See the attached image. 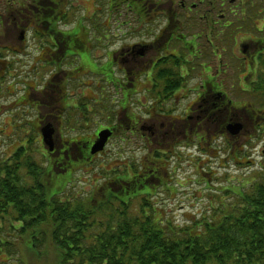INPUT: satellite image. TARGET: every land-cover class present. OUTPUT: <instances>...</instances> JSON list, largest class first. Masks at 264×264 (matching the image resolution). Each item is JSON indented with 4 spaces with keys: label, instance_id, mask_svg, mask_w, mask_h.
I'll return each instance as SVG.
<instances>
[{
    "label": "flooded vegetation",
    "instance_id": "1",
    "mask_svg": "<svg viewBox=\"0 0 264 264\" xmlns=\"http://www.w3.org/2000/svg\"><path fill=\"white\" fill-rule=\"evenodd\" d=\"M37 1L33 0V4L28 5L29 8L24 7L13 11L11 0H0V31L3 30L4 21L13 19L18 21L14 24V29H19L21 32L28 29L29 32L35 33L34 39L36 40L40 24L44 22L42 19L31 21L36 19L41 11V8L34 5ZM47 1L50 3V7L54 9L55 6L57 7V11H55L57 16H64L65 6L62 3L65 0H55L56 4L52 0ZM150 1L155 4L153 0ZM19 4L25 6L23 2H19ZM179 6L187 17L192 12L197 16L195 19L200 24H194V27L203 28L205 26L206 29H193L196 32H192L190 42L185 43L184 38L187 36L180 32L183 23L177 19L171 8L166 10L160 6L158 9L153 7L150 9L152 15L149 20L151 24L149 33L142 34L141 38L131 44L121 43L104 47L100 55L101 61L104 62L100 68L92 66L91 52L88 53L90 48L88 43L91 40L89 36L86 40L81 37V46L74 53L66 49L65 46L58 48V39L54 36L53 31L49 30L47 36L53 44V50L45 49L46 53L36 52L35 57L32 58L29 55H24L26 60H30L28 73L38 81L37 85L30 87L23 84L24 91L20 94L21 97L14 102L16 108L8 111L11 116L14 111L20 109L21 118H23L27 115L28 110L35 114L34 120L31 123L24 121L19 126L15 125L11 128V131H18L15 132V135L19 139V143L9 144L6 147L2 145L0 149L4 153L3 158L7 160L19 149L18 147H21L24 150L22 156L32 157L37 167L40 168L45 160L46 169L51 170V176L61 178V184H65L70 180L72 174L90 166L105 152L90 154L92 146L97 141V134L101 130L112 132L108 144L114 139L134 140L140 134L141 139H144L148 143L147 146L150 147L159 143L161 138L168 137L170 142L164 150L155 152L157 156L163 157L166 156L163 151L172 153L176 149L180 135L177 130L182 123V126L189 129L188 134L195 139L200 136V132H208L209 129L216 136L230 137L235 141L241 140L245 136L250 139L254 133L258 136L259 129L264 126V113L260 114V111L256 112L250 106L248 108L250 111H246V121L251 119L250 114H254L255 117L250 129L246 131L245 120L234 116L236 106L228 92L211 80L200 85V89L193 90L195 98L188 103L186 101L184 105L181 103L177 105L176 102L177 106L172 107L167 101L171 97L174 99L182 88L188 56L197 60L202 58L198 44L201 34H206V37L223 34V31L220 30L222 25L219 24L221 18L228 23L245 21L251 28L249 35L237 36L231 31V36L234 37L233 45L236 51L242 55V60L238 61V64L244 70H248L245 81L248 76L252 81L245 82L242 91L253 97L252 94L255 90L257 92V89H261L263 80L258 74V69H264L261 65V62L264 61V30L257 29L260 35L253 36L252 28L257 26V23L264 22V0H179ZM248 9H252L251 12ZM198 12H201L199 16ZM239 38H241L240 41ZM187 45H190L194 51L190 50ZM0 49L23 55L28 46H19L17 49L3 46ZM231 54L235 56L234 52ZM43 58H47V60L43 61ZM71 58L73 59L71 71H65L68 67L66 62ZM43 63L46 64L43 66ZM227 65L229 69L234 68L230 61L227 62ZM9 69V63H5L0 54V81L8 77ZM174 74L178 78V83L173 87ZM92 75L96 76L95 80L102 90H104L103 85L111 84L113 87L115 96L112 93L109 95L118 100L119 107L116 113L110 114L111 117L108 114L105 115L102 109V100H108V97L103 98V95H99L101 99L88 96L85 98L86 95L75 90L73 94L81 95L68 94V88L74 85L73 82H78L87 88ZM30 91L35 93L31 94ZM12 95L13 92L8 93V97ZM140 96L147 101L145 104L141 103ZM0 98L7 99V94L0 92ZM134 101L138 103L136 106L138 110H146L142 120L134 113V109H132L133 113L129 112ZM183 101L185 100L183 99L181 102ZM177 111L180 116L174 117V124L171 121H164L168 118L166 116L173 115V112ZM110 121H112L110 126H105ZM236 122H240L243 127L240 135L238 137L228 136L227 130L230 124ZM9 126L12 127V121H9ZM46 127H51L53 130L54 149L48 155L45 153L43 138V130ZM7 128L5 125L0 126V136L8 137L5 136L6 132L4 131ZM186 129H181L185 138L187 137ZM67 133H92V137L77 136L67 139ZM203 137L210 140L207 135ZM181 146H187V143L181 144ZM0 158L2 159V157ZM54 168L62 169V175L54 174ZM126 170L127 172L131 171L129 166L126 167ZM168 178L170 177L167 174L166 177L162 176V180L157 186L162 187L163 182ZM133 179L132 176L131 179L118 180L117 182H131ZM112 183L115 182L107 181L103 186L108 188ZM137 191L138 187L135 195L123 198H132L138 195Z\"/></svg>",
    "mask_w": 264,
    "mask_h": 264
},
{
    "label": "trees",
    "instance_id": "2",
    "mask_svg": "<svg viewBox=\"0 0 264 264\" xmlns=\"http://www.w3.org/2000/svg\"><path fill=\"white\" fill-rule=\"evenodd\" d=\"M119 2L130 12L136 10L146 21L151 19L150 9L160 6L150 0ZM45 11L53 19L57 10L49 7ZM220 30L223 34L213 37L230 46L232 29L224 25ZM84 34L80 29L65 36L56 34L55 37L62 36L58 48L65 46L76 53ZM261 63L264 67V61ZM258 74L263 81L257 97L264 93V69H258ZM172 80L174 87L178 83L175 74ZM23 154V148H19L10 158L0 161L1 233L16 232L12 240L17 241L28 232L30 244L24 247L37 252L52 248L58 255L55 264H264V168L248 189L228 204H220V210L210 219L177 225L159 220L148 199L133 205L110 196L135 195L137 187V194L150 193L162 180L155 168H146L131 182L103 186L101 196L87 201L61 183L56 194L49 195L52 173L48 177L32 157ZM54 173L62 175V169ZM16 245L0 240V248H6L11 256L20 253ZM15 257L20 262L21 258Z\"/></svg>",
    "mask_w": 264,
    "mask_h": 264
},
{
    "label": "rangeland",
    "instance_id": "3",
    "mask_svg": "<svg viewBox=\"0 0 264 264\" xmlns=\"http://www.w3.org/2000/svg\"><path fill=\"white\" fill-rule=\"evenodd\" d=\"M16 1L17 0H11V3ZM18 1L23 2L25 6L14 4L12 5L13 11L23 9L24 7L29 8L28 5L33 4V0ZM70 1L73 4V8L71 7V9H73L74 18L81 17V12L93 16V18H85L89 24L88 29L93 27L96 31L95 21L97 20L96 34L94 31L90 32L93 38H95V35H102L105 32L110 35H117V37H111L109 39V44H113L109 47L121 43L131 44L136 42L138 38H141L139 35L147 34L149 32V29H142V24L147 23L148 21L139 18L137 15L132 14L125 9L120 10V8L114 7L115 10L112 11L111 14L113 18L109 19L106 16V13H108V8L114 5V1L112 0ZM117 1L119 2V0ZM117 1L115 2L116 4L118 3ZM153 1H155V3H160V7L162 8H167L169 6L173 11L177 8V6L174 7L176 0H170L168 2H164L163 0ZM49 4L50 3H48L47 0H38L34 5L41 8V11L38 13V17L36 19H32L31 21H38L42 19L50 20L51 22V19L48 18L51 13L45 11L49 9ZM135 6L137 7L136 4ZM55 9H57L56 6ZM120 13H122L121 16H119ZM180 20H183V25H186V17H180ZM17 22V20L13 19L3 22V30L0 31V35H2V38H0V46H20V30L14 29V24ZM76 23L82 24L81 31L83 30L85 33H88L82 19H77ZM263 23L264 22L257 23V25ZM256 27L257 26H255V28ZM42 30L44 31L45 27H42ZM250 32L251 28L246 29L240 27L237 29L236 35L243 36ZM84 38L86 40L85 34ZM203 38L206 37L204 36ZM203 38L199 40V44H203V47H205L203 52H206L209 47L207 46L205 39L203 43ZM23 40L25 43L22 45L28 46L30 58H32V56L34 57L36 48L39 46V40L33 39L30 35L25 36ZM95 40L100 42V39ZM188 41V38L184 40L185 43H188ZM187 46L190 50L194 51L190 45ZM216 47L219 49L218 54L222 55L223 61H226L225 57L231 54L232 48L226 46V55L224 56V53L220 50V48L223 47V44L217 43ZM178 48L181 50L179 45ZM94 56L97 57L98 55ZM3 57L7 59V57H19V55L9 53L7 56H4L3 54ZM241 57L242 55L236 51L235 56L232 59L236 58L240 61ZM14 60L16 61V64H12L8 78L1 82L5 89L8 88L6 90L7 99L0 98V126L5 125L8 127L4 130L5 132H10L11 128L15 125L19 126L24 121L31 123L35 116L33 112H29L27 110V115L21 118L20 109L14 111L13 114L9 116L8 111L16 108L14 102L24 91L23 84L34 87L38 83V81L34 80L31 74L28 73L30 60H26L24 57L14 58ZM210 61H200L201 64L205 65V68L203 70L197 69V71H194L193 73H191L192 65H188L187 67L191 70L187 76H185L182 88L177 92L174 99L171 97V99L167 102L170 103L172 107L177 106L179 103L184 105L186 101L187 103L190 102L195 98L193 90L200 89V78H209L211 81H215L216 84H219L225 91L228 92L231 100L236 106L234 116L238 117L240 120H245L246 131H248L255 115L250 114L249 116L251 119L249 118V121L247 122L246 111H250L248 108L251 106L254 111H260V114H263L264 99L261 97L264 96L255 100L250 95L248 96L247 94L240 92L239 84L243 85V82L245 81L244 78L247 76V73H245L242 66L239 68V65L234 63L236 65H234L235 69H227L228 65L217 64L221 62V60L218 61L215 59L213 60V63ZM65 71H71V68L67 67ZM245 82H252L249 76ZM72 84H74V86H70L68 88V94L78 96L81 95L79 93H83L86 95L85 98H87V96L90 98L95 97V90L98 86H96L93 81H91L90 88L80 90L78 94H73L75 87L77 88L78 82H73ZM105 90L111 91V93L114 94L112 87H107ZM9 92H13L11 97H8ZM30 93L34 94L35 92L30 91ZM139 98L142 104L147 102L142 98V96ZM183 99L185 101L181 102ZM111 101L112 100H108L106 105L102 107L105 115L106 110L111 109ZM112 104L113 109H118L119 103L117 101L114 100ZM132 109H134V113L139 117V119L142 120L146 110H138L135 107H130L129 112L133 113ZM113 113H116V111H113ZM169 116H166L168 118L164 119V121H171L173 123L174 117L180 116L179 111L173 112V115L169 114ZM9 121H12V127L9 126ZM182 124L179 125V129L177 130L180 135L176 149L172 153L163 151L166 154L165 157L156 156L158 158H152L157 150H164L165 146L170 142L168 137L161 138L159 143H155V146L150 147L147 146L148 143L144 139H141V135L139 133L137 139L134 140L121 141L119 139H114L108 144L105 152L98 160L94 161L90 166L76 172L77 174H75L71 180L72 185L69 187H73V193L82 195L81 199H87V201H89L90 199H95L97 196H101V181L104 178L110 179L111 181L115 179V182L120 177L127 180L129 178L131 179L135 174H142L146 168H155L158 170L159 176L166 177L167 174L170 177L163 182L162 188L152 191L148 197L151 206L154 208L155 215L159 220H167L177 225H185L196 220L201 221L203 220L202 218L206 220L210 219L220 210V204H228L233 200V194L246 185L244 181L247 180V182L250 183L255 180L254 177L257 178L258 175H260V168H264V156H262V153L264 152V126L259 129L258 133L256 132L258 136L254 133L250 139L245 136V138L242 137L241 140L235 141L230 137L216 136V134L214 135L213 131L210 129L208 132H200V136L195 139V137L193 138L188 134L189 129H186V126H182ZM182 128L186 129V138L182 135ZM13 134L15 135L12 131L9 134V137L0 136V145L3 143L17 144L18 139L15 142L13 141V138H17V136H14ZM67 134V138L71 139L70 136L77 133ZM204 135H207L210 140L203 137ZM77 136L81 137V134H78ZM88 136L92 137V133L83 134V137ZM192 141L195 142L192 143ZM196 142L199 143L196 144ZM186 143L187 146L183 148L181 144ZM3 154L2 149H0V157H4ZM154 160L156 161L155 165L152 163ZM250 162L254 164L249 165L248 163ZM43 163L46 166V162L44 161ZM127 166H129L130 169L133 167V172L127 173ZM54 169L56 170V168ZM50 171L51 170H47L48 177ZM50 179V189L48 194L54 195L56 194L58 185L62 180L56 176H52ZM96 180H99V182H96ZM248 187L246 189H248ZM117 197L120 198L121 196ZM2 228L4 227L1 226L0 229L2 230ZM12 242L14 241L12 240ZM28 242L29 236L27 232L23 238L15 242L16 244H19V246L16 245V248L20 253L16 252V254H13L10 257V254L0 252V264H55L58 255L52 248L44 249V246H42L43 249H41L40 252H37L36 250H31L29 246L28 248H25L26 245L30 244ZM16 255L21 258L20 262L16 261Z\"/></svg>",
    "mask_w": 264,
    "mask_h": 264
},
{
    "label": "water",
    "instance_id": "4",
    "mask_svg": "<svg viewBox=\"0 0 264 264\" xmlns=\"http://www.w3.org/2000/svg\"><path fill=\"white\" fill-rule=\"evenodd\" d=\"M233 130L231 131V133L233 135H237L240 130H241V126L239 124L234 125ZM51 136H52V132L51 131H46L44 133V137H45V141L47 139H50L49 141H51ZM111 136V134L107 131H103L101 133H99L98 135V142L92 147V151L91 154H96L98 152H101L105 146V143L107 142L108 138ZM52 150V147H50V151Z\"/></svg>",
    "mask_w": 264,
    "mask_h": 264
}]
</instances>
